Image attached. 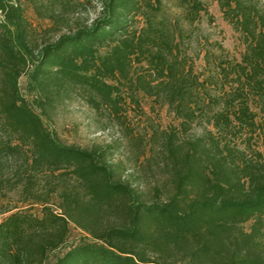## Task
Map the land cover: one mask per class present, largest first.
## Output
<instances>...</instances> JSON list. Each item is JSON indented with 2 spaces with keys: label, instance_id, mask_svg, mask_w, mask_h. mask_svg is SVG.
<instances>
[{
  "label": "trees",
  "instance_id": "trees-1",
  "mask_svg": "<svg viewBox=\"0 0 264 264\" xmlns=\"http://www.w3.org/2000/svg\"><path fill=\"white\" fill-rule=\"evenodd\" d=\"M166 1L178 2L182 19ZM213 1L244 50L202 78L182 54L181 23L213 19L206 0H99V16L77 26L64 0L52 16L56 38L38 47L21 2L0 0V264H264V152L251 144L256 133L264 144V0ZM68 87L116 112L148 94L183 126L204 112L221 137L209 130L183 144L170 133L171 192L148 200L107 147L66 143L46 124ZM231 133H244L246 146L224 141ZM14 191L21 205L5 199ZM71 223L90 237L68 244Z\"/></svg>",
  "mask_w": 264,
  "mask_h": 264
},
{
  "label": "rangeland",
  "instance_id": "rangeland-1",
  "mask_svg": "<svg viewBox=\"0 0 264 264\" xmlns=\"http://www.w3.org/2000/svg\"><path fill=\"white\" fill-rule=\"evenodd\" d=\"M19 1L24 7L29 23L32 45L38 47L55 39V24L52 16L55 12L60 13L65 10L64 0ZM70 1L71 4L67 8L70 11L65 14V17L72 26L89 25L100 14L99 0ZM206 2L213 19L204 15L194 26L185 21L181 23L184 30L181 42L182 54L189 63L193 64L202 78L212 76L220 59L228 57L227 55L230 58H240L244 50L239 33L224 20L218 3L213 0H206ZM164 4L166 12L171 17L182 19L178 2L166 1ZM142 25L143 19L138 16L135 26L140 28ZM66 30L64 27V31ZM135 68H138V65ZM20 81L23 94L29 102L34 103L33 94L27 91L26 76H22ZM219 90V87L212 86L210 92L217 94ZM125 99L119 112H116L111 107L94 105L90 99V92L85 88L68 87L67 91L56 99L53 106L43 113V118L49 128L66 143L85 148L107 147L110 160L119 166L123 179L130 180L148 200L164 199L171 192L164 154L169 134L176 132L177 140L183 144L210 135L209 130H212L218 138L221 134L208 123V114L204 112L197 113L198 118L183 126L182 119L155 97L141 93L139 105L132 103L129 98ZM37 110L41 112L40 109L37 108ZM243 134L231 133L223 140H230L233 144L244 148L247 137ZM251 144L264 152L261 134L256 133ZM75 183L71 180L69 184ZM10 195L11 197L5 198L7 201L21 205L18 191ZM54 202L53 206L56 209V198ZM33 208L36 211L40 209L38 205ZM56 211L61 212L58 209ZM6 216L7 213L0 214V222ZM249 226V222L245 224V228L248 229ZM87 237L90 235L75 223H71L68 244ZM62 250L55 251L52 256L61 253Z\"/></svg>",
  "mask_w": 264,
  "mask_h": 264
}]
</instances>
